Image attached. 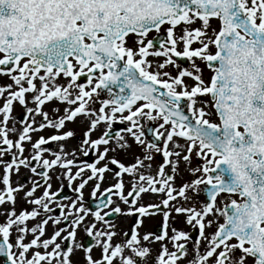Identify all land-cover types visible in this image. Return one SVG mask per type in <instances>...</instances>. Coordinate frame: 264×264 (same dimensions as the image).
<instances>
[{"label": "snow or ice", "instance_id": "1", "mask_svg": "<svg viewBox=\"0 0 264 264\" xmlns=\"http://www.w3.org/2000/svg\"><path fill=\"white\" fill-rule=\"evenodd\" d=\"M0 76L7 264H264V0H0Z\"/></svg>", "mask_w": 264, "mask_h": 264}, {"label": "flooded vegetation", "instance_id": "2", "mask_svg": "<svg viewBox=\"0 0 264 264\" xmlns=\"http://www.w3.org/2000/svg\"><path fill=\"white\" fill-rule=\"evenodd\" d=\"M181 63H183V61H181ZM6 82H7L6 77L0 76V84L6 83ZM13 114L16 115V116H20L22 114V109H21V107L18 104L16 105V108H15V111H14ZM40 134L47 135L48 133L45 132V133H40ZM51 147H55V145H51ZM86 159H90V157L86 158ZM22 171H23V169H22ZM13 179H15V177H13ZM108 183H109V180L106 178L104 184L102 185V188L107 186ZM58 186H59L58 182L53 181V190H55ZM63 195L71 197L72 196V192H71L70 189L64 188ZM85 197H86V202L90 206L94 207L95 201L93 199L88 198L89 197L88 189H85ZM147 200H148V198L146 197L145 198V202H147ZM19 207H20V204L17 205L18 210H19ZM159 219H160L159 216L153 217L151 219H145V224H144V227L141 228V232H144L146 230L158 232L159 231V223H158ZM115 222L118 223V226L121 229H125L126 230L131 223H134V218H132V217H128L126 219L125 218H118V219H116ZM177 226L178 227H185L184 225H181V224H177ZM50 230H51V228L49 226V231ZM0 264H7L6 259L3 258V257H0Z\"/></svg>", "mask_w": 264, "mask_h": 264}]
</instances>
